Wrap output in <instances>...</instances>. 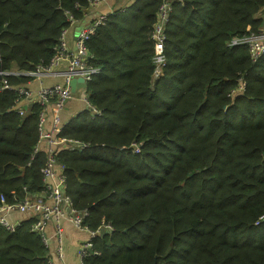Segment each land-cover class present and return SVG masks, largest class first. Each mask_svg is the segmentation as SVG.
I'll return each mask as SVG.
<instances>
[{
  "label": "trees",
  "instance_id": "trees-1",
  "mask_svg": "<svg viewBox=\"0 0 264 264\" xmlns=\"http://www.w3.org/2000/svg\"><path fill=\"white\" fill-rule=\"evenodd\" d=\"M91 1L0 0V70L48 65L69 16L83 21ZM172 1L158 80L152 33L163 0L114 11L87 42L101 68L89 100L102 116L84 110L70 120L62 135L90 148L65 149L57 161L75 207L90 212L87 226L114 230L94 238L100 255L84 263L264 264V222L256 225L264 216V58L253 63L245 46L228 45L264 30V0ZM18 98L0 92V197L8 201L44 187L46 155L34 156L41 107L21 115ZM32 222L0 229V264H49Z\"/></svg>",
  "mask_w": 264,
  "mask_h": 264
},
{
  "label": "built area",
  "instance_id": "built-area-1",
  "mask_svg": "<svg viewBox=\"0 0 264 264\" xmlns=\"http://www.w3.org/2000/svg\"><path fill=\"white\" fill-rule=\"evenodd\" d=\"M108 1L110 0L91 1V10ZM172 3V0H163L152 33L155 51L153 57L155 65L154 80H158L163 75L167 66L166 29L173 12ZM109 15L100 14L82 27L76 35L74 48L69 44L68 31L77 21L73 16H69L71 25L62 31L59 43L55 48V54L48 65L38 66L28 72L18 68L0 70V80L2 82L0 92L10 90L18 94L19 98L16 104L21 115H25L27 110L24 108H27L31 103L40 105L41 111L38 121L39 141L34 150V156L39 152H44L46 155V163L41 171L44 187L40 194L29 195L23 199L13 195V201H8L4 195L0 197V229L15 232L17 227L25 220L12 222L9 216L12 213H29L31 216L28 219L33 221L31 231L38 234L45 247L49 249L51 236L47 233V225L54 221L56 224L53 237L57 241L59 257L62 258L64 239L62 221L68 220L76 229L88 234V239L80 245V264H85L84 261L87 258L100 255L93 248L94 238L104 231L112 233L114 229L111 225L103 224L100 229L91 230L86 224L87 218L90 216L89 210L76 208L72 198L67 193L65 167L58 163L57 156L65 149L70 151L89 149L90 144L62 135L65 126L61 119V113L65 109L66 104L75 95L72 91L71 82L73 80H82L86 87H80L79 91L82 92V100L86 105L85 110H89L94 118L102 116V113L89 100V83L101 73V68L94 65L93 57L87 49V42L100 26L106 24ZM228 45L230 47L245 46L252 62L257 63L264 58V30L233 37ZM11 77H27L29 80L23 85H12L9 81ZM44 79H62V81L37 90L29 87L31 82ZM244 89L245 83H242L239 90L243 91ZM135 152L139 153V146L136 147ZM263 222L264 216L260 218L256 225H261ZM49 264L56 263L49 260Z\"/></svg>",
  "mask_w": 264,
  "mask_h": 264
},
{
  "label": "crops",
  "instance_id": "crops-1",
  "mask_svg": "<svg viewBox=\"0 0 264 264\" xmlns=\"http://www.w3.org/2000/svg\"><path fill=\"white\" fill-rule=\"evenodd\" d=\"M136 2L137 0H110L107 3L99 5L96 8L92 9L83 21H77L69 28L68 41L70 46L74 48L77 33L82 29V27L90 23L100 14H111L118 9L129 8ZM61 81L62 79H44L41 81L36 80L31 82L29 84V87L31 89L37 90L41 87L50 86ZM81 93L82 92L78 89L74 95V98L66 104L65 109L62 111L61 119L64 126H66V124L74 117H76L77 114L86 109V105L82 100ZM29 216H31L29 213H12L9 216V219L12 222H18L28 219ZM55 224L56 223L54 221H51L47 225V233L51 236V243L49 248V255L51 260L56 264H80V245L83 241L88 239V234L76 229L68 220L62 221V227L64 229V239L62 251L63 257L60 258L57 249V241L53 237L55 232Z\"/></svg>",
  "mask_w": 264,
  "mask_h": 264
},
{
  "label": "water",
  "instance_id": "water-1",
  "mask_svg": "<svg viewBox=\"0 0 264 264\" xmlns=\"http://www.w3.org/2000/svg\"><path fill=\"white\" fill-rule=\"evenodd\" d=\"M261 13H264V8L262 9ZM71 87H72V91L73 93H76V91L80 88V87H86V85L83 83L82 80H73L71 82ZM155 264V263H154Z\"/></svg>",
  "mask_w": 264,
  "mask_h": 264
},
{
  "label": "rangeland",
  "instance_id": "rangeland-1",
  "mask_svg": "<svg viewBox=\"0 0 264 264\" xmlns=\"http://www.w3.org/2000/svg\"><path fill=\"white\" fill-rule=\"evenodd\" d=\"M81 95H82V93H81Z\"/></svg>",
  "mask_w": 264,
  "mask_h": 264
}]
</instances>
